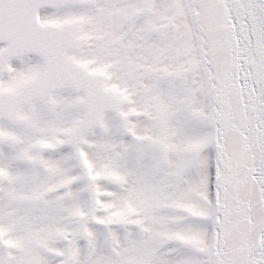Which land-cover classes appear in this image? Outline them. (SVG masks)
<instances>
[{
    "label": "snow or ice",
    "instance_id": "snow-or-ice-1",
    "mask_svg": "<svg viewBox=\"0 0 264 264\" xmlns=\"http://www.w3.org/2000/svg\"><path fill=\"white\" fill-rule=\"evenodd\" d=\"M0 264H264V0H0Z\"/></svg>",
    "mask_w": 264,
    "mask_h": 264
}]
</instances>
